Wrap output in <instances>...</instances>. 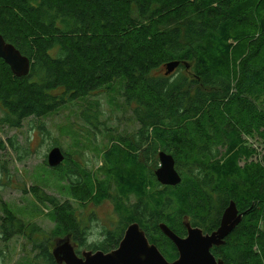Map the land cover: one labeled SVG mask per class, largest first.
<instances>
[{"label": "trees", "instance_id": "obj_1", "mask_svg": "<svg viewBox=\"0 0 264 264\" xmlns=\"http://www.w3.org/2000/svg\"><path fill=\"white\" fill-rule=\"evenodd\" d=\"M0 33L31 60L30 73L17 77L0 58L1 122L20 127L118 82L141 123L139 139L118 138L105 150L102 171L118 199L134 195L142 206L131 211L119 203L122 225L90 244L71 202L51 199L46 216L54 228L36 244L37 264H58L52 247L66 235L79 254L110 251L135 221L172 261L178 249L159 224L185 233V214L195 224L211 214L210 194L218 195L222 211L235 200L247 213L226 243L213 247L216 257L264 264V164L250 161L258 149L245 138L264 142V0H0ZM171 60L182 61L175 76L176 70L165 74ZM160 150L175 158L181 183L158 181ZM73 173L78 178L62 185L74 200L108 197L99 189L104 181L75 164L61 177ZM9 212L5 240L17 233ZM207 225L210 231L218 221Z\"/></svg>", "mask_w": 264, "mask_h": 264}, {"label": "rangeland", "instance_id": "obj_2", "mask_svg": "<svg viewBox=\"0 0 264 264\" xmlns=\"http://www.w3.org/2000/svg\"><path fill=\"white\" fill-rule=\"evenodd\" d=\"M158 73L163 74L164 69ZM176 74L177 70L173 75ZM118 90L121 84L116 82L96 95L65 104L43 117L27 118L20 127L0 121V142L4 143L0 148V264H37L35 258L39 249L36 244L49 238L54 228V223L46 216L49 210L46 205L50 208L51 199H56L58 204L71 202L79 224L87 230L90 244L101 243L106 239L105 234L122 225L119 203L131 211L142 206V200L134 195L118 199L113 181L105 170L102 171L103 153L113 142L118 138L131 141L140 138L141 123L135 112L136 104L127 102ZM245 138L248 145L258 149L250 161L264 164L263 140L259 136ZM56 146L63 150L68 160L60 169L53 170L48 164V154ZM218 149L223 153L226 147L220 145ZM72 164L104 181L99 189L106 190L108 197L100 203L92 199L74 200L62 183L76 180L78 175L73 173L66 180L61 177L62 171ZM210 195V216L206 214L205 221L197 219L206 227L212 218L217 219L222 213L218 195ZM38 196L47 200V204L40 202ZM9 210L15 219L13 232L17 233L5 240L2 228Z\"/></svg>", "mask_w": 264, "mask_h": 264}, {"label": "water", "instance_id": "obj_3", "mask_svg": "<svg viewBox=\"0 0 264 264\" xmlns=\"http://www.w3.org/2000/svg\"><path fill=\"white\" fill-rule=\"evenodd\" d=\"M0 58L11 67L17 77L26 76L31 70V60L15 45L7 42L0 33ZM181 60H171L165 64V74H172L180 65ZM187 67L190 64L185 63ZM160 166L155 174L163 185H177L182 182V175L176 168V161L172 154L160 151ZM66 158L63 150L56 146L48 154L50 167H57ZM242 221L235 200H231L225 208L219 227L212 232H204L201 227H195L183 217L187 227V235L181 236L167 223L161 222L160 228L176 245L179 255L170 261L155 243H151L145 230L139 222L130 223L124 231L119 245L110 250L83 249L77 253L76 244L71 235L60 237L52 247V254L58 264H224L222 258H217L212 249L226 243V238Z\"/></svg>", "mask_w": 264, "mask_h": 264}, {"label": "flooded vegetation", "instance_id": "obj_4", "mask_svg": "<svg viewBox=\"0 0 264 264\" xmlns=\"http://www.w3.org/2000/svg\"><path fill=\"white\" fill-rule=\"evenodd\" d=\"M160 151H162V150H160ZM238 209H239V213H242V221H243V219L246 217V210H244V209H241L240 207H238ZM225 210V209H224ZM224 210L222 211V213H221V215L218 217V219H216V221H218V225L216 226V227H214V228H211L210 229V231H207L206 230V227H201L199 224H201V223H198V224H195V221H193V219L191 218V215L190 214H185V215H187L188 216V221H190L191 222V225L192 226H197V227H201L203 230H204V232L206 233V232H212V231H214V230H216L218 227H219V225H220V223H221V219H222V215H223V212H224ZM184 215V216H185ZM241 221V222H242ZM212 222V221H211ZM213 222H215V221H213ZM240 222V223H241ZM184 226H185V224H184ZM207 228H209L208 226H207ZM184 233V232H183ZM179 234V235H181V236H186L187 235V227L185 226V233L184 234ZM227 239V238H226ZM178 257V256H177ZM176 257V258H177ZM175 258V259H176Z\"/></svg>", "mask_w": 264, "mask_h": 264}, {"label": "bare ground", "instance_id": "obj_5", "mask_svg": "<svg viewBox=\"0 0 264 264\" xmlns=\"http://www.w3.org/2000/svg\"><path fill=\"white\" fill-rule=\"evenodd\" d=\"M181 65H182V64H181ZM229 144H230V143H229ZM170 205H171V204H170ZM174 206H175V205H174ZM178 207H179V206H178ZM178 207H177V208H178ZM180 209H181V208H180ZM171 212H172V211H171ZM224 264H225V261H224Z\"/></svg>", "mask_w": 264, "mask_h": 264}]
</instances>
